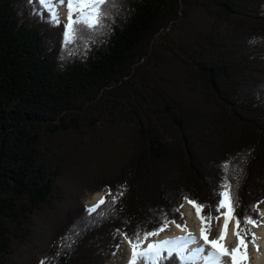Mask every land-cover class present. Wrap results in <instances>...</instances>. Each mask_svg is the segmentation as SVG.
<instances>
[{
	"label": "trees",
	"instance_id": "1",
	"mask_svg": "<svg viewBox=\"0 0 264 264\" xmlns=\"http://www.w3.org/2000/svg\"><path fill=\"white\" fill-rule=\"evenodd\" d=\"M34 7L0 0V264H9L17 230L50 201L64 171L49 153L65 168L92 162L88 145L64 157L46 151L70 133L108 142L106 181L96 189L126 190L61 248L73 225L95 215L85 205L67 213L50 264H108L123 241L118 229H156L164 213L183 224L184 196L214 206L225 161L239 183L236 216L258 218L251 206L264 200V0H117L97 33L68 48L64 24L54 27Z\"/></svg>",
	"mask_w": 264,
	"mask_h": 264
},
{
	"label": "snow or ice",
	"instance_id": "2",
	"mask_svg": "<svg viewBox=\"0 0 264 264\" xmlns=\"http://www.w3.org/2000/svg\"><path fill=\"white\" fill-rule=\"evenodd\" d=\"M30 2L39 5V7L33 8L34 14L40 15L42 19L54 27L64 23L61 36L65 48H68L77 39L86 38L85 33H97L103 26L105 18L109 16L110 8L117 4V0H30ZM61 7L66 10V22L60 12ZM45 13H47L46 16ZM220 167L223 176L214 191V195L217 197L214 206L199 204L187 196L183 197L187 203L196 209L197 217L201 220L200 235L195 236L188 231L186 222L183 224L176 223L174 220H169L166 213L161 214L160 226L156 229L143 230L137 228L132 235L122 233L123 239L127 241L131 249L128 264H165L173 257H175L174 264H226L225 256L230 258L231 264H249L247 251L249 243L253 244L259 251V245L256 243L259 237L251 231L249 226L260 227L264 225V213L259 212V204H254L251 206V211L256 213L258 218L247 213L242 217L236 216L239 197L234 189H238L239 183L234 185L229 180L230 161L223 162ZM235 172L236 170L233 169V173ZM125 190L126 187L123 185L119 186L115 194L109 190L108 195L112 197L111 200L106 201L104 197H101L95 205L87 207L86 212L89 216L95 214L93 218L91 220L82 219L80 223L73 225L69 232L58 241L59 246L71 248L82 231L95 225L100 219L108 215L111 206L117 203ZM106 203L108 207L101 208ZM180 207L183 205L181 204ZM205 207H212L220 215L215 217L210 213L205 215L203 212ZM176 210L178 209H174V211ZM221 210L224 211L221 212ZM220 216H223L224 219L220 235L217 239L210 240L211 222L213 219L219 220ZM233 220L235 221L237 245L235 248L229 249L226 245V238L229 224ZM173 223L187 234L149 242L151 237L159 236ZM201 240H203V244H200ZM145 245L147 246L145 247ZM193 245L198 246L192 247ZM51 259L54 257L41 260L40 264H50Z\"/></svg>",
	"mask_w": 264,
	"mask_h": 264
},
{
	"label": "rangeland",
	"instance_id": "3",
	"mask_svg": "<svg viewBox=\"0 0 264 264\" xmlns=\"http://www.w3.org/2000/svg\"><path fill=\"white\" fill-rule=\"evenodd\" d=\"M62 16L66 22L65 16L63 14ZM198 21L199 17H197V13H192L189 24L194 25L197 24ZM102 141V136L80 140L78 134L70 133L59 137V140L54 142L53 145L51 142L45 143L47 152L52 146V150L57 152L60 157L66 156L69 148L73 150V148L78 145H88L89 153L92 155L93 160L92 162L90 161L92 158L84 160V165L82 167L78 166L75 169L65 168L63 159H57L53 153H49L56 159L53 164L59 165L64 171L59 175L56 181V187L52 192L50 201L46 204H42L38 210L29 214L25 224L20 230H17V237L13 242V254L8 260L9 264H40L41 260L49 258L56 235L59 229L65 225L67 213L75 208L81 207V205H85L87 208L96 194H106V192H109L107 187L96 189L97 186L102 185V183L106 181L107 175L105 172L108 170V165L104 162V152H106L109 146L108 142H104V146L101 145ZM60 164H62L63 168ZM185 203H187L186 200L183 201L182 205L184 206ZM259 205L261 212V208L264 207V202H261ZM182 208L183 207H180L179 211L183 215L184 222H186V216ZM220 219H213L211 222V232L209 235L211 239L218 237ZM234 223L235 221L233 220L229 224V227L233 226ZM249 227L251 231L255 233V227ZM122 233L120 229L116 232V236H122L123 241L121 245L111 253L108 264H125L126 262V245L128 243L123 239ZM252 249L253 244L249 243L247 249L249 259L255 255Z\"/></svg>",
	"mask_w": 264,
	"mask_h": 264
},
{
	"label": "bare ground",
	"instance_id": "4",
	"mask_svg": "<svg viewBox=\"0 0 264 264\" xmlns=\"http://www.w3.org/2000/svg\"><path fill=\"white\" fill-rule=\"evenodd\" d=\"M61 14H63L66 18V10L65 8L61 7L60 8ZM101 197H106L105 193H98L95 195L94 199L91 201L90 206L95 205ZM182 210L185 213L186 216V223H187V228L188 231H190L193 235L199 236L200 235V229L202 227L201 220L197 217L196 214V209L189 203H185ZM224 211V210H222ZM261 213H264V207L261 208ZM220 227H219V232L218 236L220 235L222 225L224 223L223 216H221L220 219ZM255 233L259 237V239L256 241V243L259 245V251H257L256 247L253 245V252H255V255L252 256L251 259H249V264H264V225H261L260 227H255ZM186 232L181 231L178 229L175 224H170L167 229H165L163 232L159 234V236L151 237L149 242H152L154 240H163L165 238H175L178 236H183L186 235ZM218 238V237H217ZM215 238V239H217ZM209 239L212 240L209 236ZM200 244H203V240L200 241ZM226 245L229 249L235 248L237 245V237L235 235V223L233 226L228 227V234L226 238ZM147 245H145L146 247ZM198 245H193L192 247H197ZM127 248V257H126V262L125 264H128L129 258H130V253L131 249L129 247V244L126 245ZM224 260L226 264H231L230 258L225 256Z\"/></svg>",
	"mask_w": 264,
	"mask_h": 264
}]
</instances>
